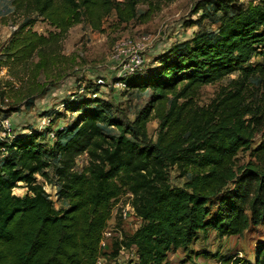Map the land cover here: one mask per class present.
<instances>
[{
  "label": "trees",
  "instance_id": "obj_1",
  "mask_svg": "<svg viewBox=\"0 0 264 264\" xmlns=\"http://www.w3.org/2000/svg\"><path fill=\"white\" fill-rule=\"evenodd\" d=\"M142 1L12 0L10 14L23 18L2 47L0 68L15 79L28 72L32 80L37 67L46 71L60 56L73 25L84 21L101 30L112 13L128 22L144 14L137 9ZM199 10L202 18L215 19V28L175 43L145 76L137 71L118 78L126 88L151 90L132 121L109 118L104 105L85 96L69 101L76 115L71 123L53 125L49 146L42 141L50 130L22 131L1 142L0 264H96L101 256L116 259L121 248L131 247L136 258L126 264H166L170 252L186 249L208 229L219 238L240 237L264 225V107L247 96L252 77L264 81V0H200ZM37 17L57 31L32 30ZM235 72L209 104L198 105L202 85ZM152 118L158 120L154 141L146 128ZM103 125L116 127L118 134L105 133ZM259 133L262 139L251 148ZM239 150L250 157L240 164ZM83 153L87 164L77 171ZM45 157L56 161L58 195L66 209L55 210L37 180V174L46 176ZM170 166L191 170L182 186L170 184ZM20 181L27 187L22 197L13 192ZM123 193L130 194L141 224L103 252L102 233ZM218 264H264V242L253 262L235 255L220 257Z\"/></svg>",
  "mask_w": 264,
  "mask_h": 264
},
{
  "label": "rangeland",
  "instance_id": "obj_2",
  "mask_svg": "<svg viewBox=\"0 0 264 264\" xmlns=\"http://www.w3.org/2000/svg\"><path fill=\"white\" fill-rule=\"evenodd\" d=\"M198 1L200 0H143L137 5V9L144 12L143 15L135 16L128 22H119L112 13L103 20L101 30H93L89 24L81 21L68 30L61 42L60 56L51 62L46 71L37 67L32 80L28 72L15 79L9 74L7 67L2 66L0 92H3V95L0 96V119H8L11 125L12 132L9 138L11 139L18 132L34 129L43 133L47 130L54 132L53 125L58 123L61 127L65 123H71L76 111H72L71 107L74 104L69 101L85 96L104 105L105 113L109 118H117L123 123L132 121L137 112L148 103L151 90L126 88L124 81L119 82L117 77V67L121 59L119 53L122 52L124 56L129 55L133 46L141 41V37L147 36L140 48L144 58L140 75L145 76L156 67L155 59H159L175 43L189 39L195 32L207 27L215 28V19L202 18L200 16L202 10L195 12ZM239 1L248 4L259 0ZM4 15L0 16V57H4L2 47L16 29L11 27H17L23 18L18 15ZM31 29L43 35L57 31L38 17ZM257 59L254 57L252 60L256 62ZM236 76L237 72L214 83L202 85L195 96V101L202 106L209 104L220 88ZM99 78L103 79V83L98 82ZM29 92L30 96L27 95ZM250 93L264 107V81L252 77L247 92L248 98H251ZM28 99L30 102H27ZM59 116L60 118L57 119ZM50 118L51 124H49ZM102 128L107 134H118L114 126L103 125ZM146 128L148 136L154 141L158 131V120L150 119ZM261 139L262 135L257 134L251 148H254ZM52 141L51 135L45 134L42 142L49 146ZM249 158V151L239 150L236 162L244 163ZM44 159L49 161L45 169L46 176L43 178L37 174V180L44 186L53 208L66 209V202L58 195L56 161L47 157ZM87 159L86 153L79 155L75 169L80 171L87 164ZM190 173L191 170L184 173L177 166H170L168 167L169 182L172 186H182L189 179ZM13 192L22 197L27 192V187L20 181ZM128 202H130V194L123 193L113 204V218L108 223L112 242L115 240L119 242L131 236L141 224L139 219L124 222L119 216ZM213 203L210 208L211 215L216 210V200H213ZM263 242L264 225L251 226L240 237L219 238L216 233L208 229L206 234L199 233L198 239L186 249L170 252L166 264H218L220 257L235 255L253 262L256 249ZM135 258L134 247L121 248L117 258L114 259V264H126ZM105 264L113 263L106 261Z\"/></svg>",
  "mask_w": 264,
  "mask_h": 264
},
{
  "label": "built area",
  "instance_id": "obj_3",
  "mask_svg": "<svg viewBox=\"0 0 264 264\" xmlns=\"http://www.w3.org/2000/svg\"><path fill=\"white\" fill-rule=\"evenodd\" d=\"M11 28L15 29L16 27L12 26ZM147 36L141 37V41L137 43V45L133 46V49L129 55L124 56L122 52L119 53V63L117 67V77L123 78L129 74H132L134 72L140 71L144 66V58L143 55L140 52L141 46L144 44V41L147 39ZM142 44V45H141ZM98 82L103 83V79L99 78ZM120 82V80H119ZM119 84V83H116ZM12 132V128L10 123L8 122V119H0V146L1 142H9L10 140V134ZM51 137L54 136L53 132H50ZM1 150L4 148L1 146ZM119 216L122 217L124 222L132 221L134 219H138L134 213V210L128 202L125 205V208L121 210V214ZM109 223V222H108ZM112 238L109 233V227L107 225L106 229L102 233V239L100 241V248L103 252H109V249L111 247ZM106 261H109L114 264V259L110 258L109 256H101L98 258L96 264H105Z\"/></svg>",
  "mask_w": 264,
  "mask_h": 264
},
{
  "label": "crops",
  "instance_id": "obj_4",
  "mask_svg": "<svg viewBox=\"0 0 264 264\" xmlns=\"http://www.w3.org/2000/svg\"><path fill=\"white\" fill-rule=\"evenodd\" d=\"M11 1L12 0H0V16H2L3 14L11 15L10 14L12 11ZM0 26H1V24H0ZM56 125H59V124L57 123Z\"/></svg>",
  "mask_w": 264,
  "mask_h": 264
}]
</instances>
